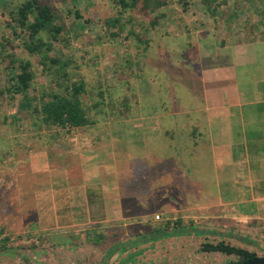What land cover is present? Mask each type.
<instances>
[{
    "label": "rangeland",
    "instance_id": "374dc122",
    "mask_svg": "<svg viewBox=\"0 0 264 264\" xmlns=\"http://www.w3.org/2000/svg\"><path fill=\"white\" fill-rule=\"evenodd\" d=\"M27 1L0 0V84L4 90L0 94V264H99L104 258H108L107 264H186V259L198 264L196 247L200 243L190 231L214 226L221 233L235 234V246L243 245H236L238 238L245 239L248 249L263 256L264 225L246 233L212 213L211 218L200 212L195 215L198 218L190 217L193 213L183 203L186 188L181 181L173 183L174 189H166L179 197L170 201L161 190L149 186L150 179L143 178L152 175L147 172L134 177L123 169L121 175L116 173V182L120 177L124 182L113 191L110 186L105 194L100 181H107L113 173L96 171L95 161L100 156L88 154L99 138H114L116 146L123 142L126 150L130 146L126 139L134 138L131 148L144 155L138 158L141 162L145 163L150 153L168 158L171 143L159 133L167 125L165 129H185L184 146L193 116L174 117L173 112L185 103L192 104V110L200 103L192 92L189 98V88L184 89L182 81L189 70L194 69L195 75L202 71L199 50L194 42L186 43L187 39L193 41L196 32L206 27L207 36L228 29L237 42L264 39V0H218L216 14L207 12L202 0H168L151 15L140 12V7L125 12L117 0H38L50 6L56 25L62 28L59 40L50 39L48 33L41 35L46 45L39 54L28 52L25 43L29 34L17 21L18 7ZM76 11L84 18H77ZM162 12L165 17L152 27L150 20ZM227 20L232 24L225 28ZM183 42L186 45L181 47ZM48 44L52 45L50 51ZM42 53L59 64L48 63L44 72ZM188 56L193 59L189 61ZM27 61L35 74L30 96L38 98L31 108L46 94L82 82L85 93L81 98L95 124L70 133L41 126L30 112L20 110L18 100L12 98V77ZM135 89L143 93L139 109ZM139 112L167 115L153 122L149 140L135 131L133 123L119 124ZM115 132L125 134V141L115 138ZM80 137H88L90 142L82 145ZM84 158H91L86 169ZM120 167L126 165L116 166L118 172ZM159 173L154 171L158 177ZM215 178L214 174L213 181ZM207 191L215 193L217 189L209 186ZM109 195L117 198L118 204L111 202ZM104 199L110 206L104 205ZM165 228L187 231L180 238H162L165 251L156 250L157 243L145 241ZM199 259L203 264L223 263L222 256L205 254Z\"/></svg>",
    "mask_w": 264,
    "mask_h": 264
},
{
    "label": "crops",
    "instance_id": "0c3cea01",
    "mask_svg": "<svg viewBox=\"0 0 264 264\" xmlns=\"http://www.w3.org/2000/svg\"><path fill=\"white\" fill-rule=\"evenodd\" d=\"M231 24V20H227L225 28ZM206 29L207 27L204 30L199 29L193 41H186L196 44L202 71L195 75L197 73L194 69L189 70L190 72L184 74L185 79L182 81L184 89L189 88V98L192 97V92L200 103L196 104L193 110L192 104L185 103L173 112L174 117L193 116L189 127L186 126L189 135L187 140L184 139V146L185 129H165L167 125L162 127L159 133L162 131L171 143L166 151L170 154L168 158L164 154L154 156L150 153L145 163L141 162L138 158H144V155L131 148L134 144L130 141L135 142L136 139H126L125 134L123 136L118 132L112 135L115 138L120 136L123 141L126 139L130 149L126 150L123 142L121 146H116L114 138L111 141L99 138V144L90 149L95 153L94 156L90 151L88 155H92V158L100 156L95 161L96 171L113 173L107 181H100V187L104 189L105 194H109L112 188L111 191L124 182L121 177L119 182H116L117 174L121 175L123 169L130 171L134 177H140L139 172L143 175L152 173L150 177L147 174L143 178L150 179L149 186L161 190L162 195L169 197L170 201L179 200V197L177 193L166 189H174L173 183L181 181L186 188L183 190V203L194 215L186 211L185 214L194 217L200 212L205 213L206 218H211L212 213L223 221L236 225L238 231L250 233L263 228L261 226L264 225V39H244L237 42L236 37L230 36L232 32L228 29H223V32L219 30V34L215 30L212 36L206 35ZM177 45L179 44L176 43ZM185 45L183 42L181 47ZM184 55L187 57L188 54ZM192 59L188 58L189 61ZM178 72L181 73L180 70ZM136 92L135 104L139 109L143 93L142 90ZM164 116L167 115H144L139 112L136 117H126V120L120 121L119 124L133 123L135 131H139L145 140H149L152 137L149 128L152 129L153 122ZM90 127L88 126V129ZM79 140L82 145L90 142L88 137H80ZM176 143L179 144L178 147ZM114 149H120V152ZM90 159L84 158L85 169L86 161ZM134 161L138 163L137 167L134 166ZM123 164L126 168L120 167L118 172L116 166ZM140 164L142 166L138 170ZM154 171L160 172L159 177ZM163 172L165 174H162ZM219 173L221 175H218ZM214 174L216 178L213 181ZM155 183L159 185L156 186ZM209 186L217 191L209 193ZM103 201L105 204H102L109 203L110 206L108 200ZM111 202L118 204L119 201L117 198H111Z\"/></svg>",
    "mask_w": 264,
    "mask_h": 264
},
{
    "label": "trees",
    "instance_id": "16d2710c",
    "mask_svg": "<svg viewBox=\"0 0 264 264\" xmlns=\"http://www.w3.org/2000/svg\"><path fill=\"white\" fill-rule=\"evenodd\" d=\"M139 1L140 0H117V3L121 5L122 10L125 12L140 7V12L146 15L155 13L157 10L164 8L168 3V0H144L143 4L139 6ZM183 1L185 2L186 0ZM218 2V0H202L201 5L205 7L207 12L216 14L218 9L216 5L219 4ZM51 10L50 6L41 4L38 0H28L18 7L17 15L19 18H17V21L21 26L27 29V33L29 34V41L25 43V47L30 54H39L42 52L41 47L46 45L41 39V35L44 33H48L52 40H59V34L62 28L56 25L55 15ZM75 13L77 18H84L79 12L76 11ZM164 17L165 13L162 12L158 14L154 19L150 20L151 26L155 27L159 19ZM131 19L133 20V18ZM85 21H87L85 23L88 24V20ZM119 21V19L114 20L116 24L120 23ZM132 34L133 36L137 35L134 32ZM47 46L48 51H50L52 45L48 44ZM48 63L56 65L59 64V61L55 58L48 57L46 53H42L40 65L43 67L44 72L47 70ZM18 70L15 76L12 77L14 82L11 89L12 98L18 100V108L20 110L25 113L30 112L31 115L35 116L37 120L40 121L41 126L61 128L72 133L75 129L93 126L95 124V122L89 118L88 109L85 107L81 98L85 93V85L82 82L67 85L63 92L56 91L46 94L38 104L31 108L33 103L38 100L37 97L30 96L32 82L35 79L32 64L29 61L22 62ZM3 93L4 90H2L0 84V94ZM101 238L103 237L101 236ZM202 249L239 257L238 262L228 264H239L257 257V255L251 251L224 242L218 244L207 243L202 246Z\"/></svg>",
    "mask_w": 264,
    "mask_h": 264
},
{
    "label": "flooded vegetation",
    "instance_id": "af4514ba",
    "mask_svg": "<svg viewBox=\"0 0 264 264\" xmlns=\"http://www.w3.org/2000/svg\"><path fill=\"white\" fill-rule=\"evenodd\" d=\"M216 226H218V225H216ZM186 231H187V228H185L183 231L181 230L180 232L179 231H175V232L174 231H169L167 228H165L161 232L156 233L155 235H150V237L148 239H145V241L146 242L149 241V242H152V243L155 242L158 245L156 250L162 249V251H165V249H163L165 247H162V245H163L162 244V241H163L162 238L167 239V238H169L171 236L172 237H176L177 236V237L180 238L181 237V234H185ZM190 232L192 233L190 235L192 237L198 239L199 240V243H200L198 245V247H196L197 248V252L199 253V255H198L199 257L196 258L197 261H199L198 264H203L200 261L199 258L201 256L204 257L205 254H208V255H211V256L213 255L215 258H216V256L217 257L218 256H222V259H223V261H222L223 263L222 264H228V263L238 262V260H239V257L238 256H235V255H227L225 253H221V252H217V251H205V250L202 249V246L204 244H207V243L218 244V243L224 242V243H227V244H233L232 243V239H233V237H235V234H233V233L229 234L228 232L221 233L217 228H215V226L214 227H208V228L207 227L206 228H200L198 230L197 229H191ZM192 237H190V239ZM238 239H239V242H237V243L234 242V243H236V245H239L238 243H242L243 246H245L244 249L245 250H248L247 249L248 247H246L247 241H245V243H244V240L245 239L244 240H241L240 238H238ZM235 240H237V239H235ZM250 242L253 243L252 241H250ZM240 247H242V246H240ZM251 250H248V251H251ZM251 252H253V251H251ZM166 253H168V251H166ZM253 253H255V252H253ZM255 254L257 255V257L260 256L258 253H255ZM182 256H184V255L182 254ZM107 259L108 258H104L103 261H102V263H99V264H107ZM147 260L150 261V258L147 259ZM186 260H187L186 261V264H190L189 263L190 260H188V259H186ZM152 264H155V263H152Z\"/></svg>",
    "mask_w": 264,
    "mask_h": 264
},
{
    "label": "water",
    "instance_id": "95a60500",
    "mask_svg": "<svg viewBox=\"0 0 264 264\" xmlns=\"http://www.w3.org/2000/svg\"><path fill=\"white\" fill-rule=\"evenodd\" d=\"M239 264H264V255L263 256H258L256 258L247 260L246 262H242Z\"/></svg>",
    "mask_w": 264,
    "mask_h": 264
}]
</instances>
